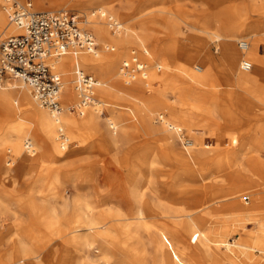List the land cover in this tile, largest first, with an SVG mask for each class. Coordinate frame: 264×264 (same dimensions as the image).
Returning a JSON list of instances; mask_svg holds the SVG:
<instances>
[{
    "label": "bare ground",
    "instance_id": "obj_1",
    "mask_svg": "<svg viewBox=\"0 0 264 264\" xmlns=\"http://www.w3.org/2000/svg\"><path fill=\"white\" fill-rule=\"evenodd\" d=\"M17 1L26 3L24 0ZM31 1L30 6L33 4L34 9H42L40 6L43 1L48 2L52 7L60 6V8H64L65 5L70 3L78 5L83 10L84 21L81 23L82 27L92 37V34L96 36L98 43L96 41L95 43L97 46L99 43L103 44L99 50L96 48L93 53L81 51L75 56L67 53L48 61L50 66L61 76L62 89L59 96L61 105L66 107L67 105L78 104V96L74 90L75 67L81 69L84 73L88 72L97 76L98 79L96 80L98 84L94 91L92 104L83 108V113L77 115L78 119H74L67 113H63L65 111L56 114L46 108L40 107L32 98L28 87L23 84L16 81H5L3 83L4 86L0 84V145L9 152L6 155L7 160H5L4 166H1V174L7 175L10 168L7 169L5 166H10V164L13 168H17L19 172L21 171L22 174L28 173L33 168L43 167L44 165L41 160L44 161V158L52 156L50 146L56 144L59 150L66 148V141L62 137V135L64 136L63 128H65L68 135H73L83 130L90 132L98 131L99 119H101L105 107H109V110L113 112H118L119 110L114 104H110L109 99L117 98L119 93H124L128 97L127 101L130 111H135L138 117V125L135 126V131L133 132L131 126L121 125L115 117L106 116L103 118L106 129L101 135L103 143L110 147L116 146L119 140L125 137L124 139L129 144V149L133 146L135 148L136 141L134 142L133 140L136 135L140 134L144 136L139 141L141 144L137 142L140 145L137 146L138 148L135 151V156L132 158L130 166L128 165L131 174L138 180L136 185L130 183L127 186V190H129L127 202L131 206L129 211L130 217L126 216L114 203H109L107 199L99 197L100 199L89 200L83 197L79 193V187L75 184L74 190L76 194L72 202L64 200L62 205L60 203V207L63 210L67 211V209H71L72 220L74 224H77L73 228L72 234L64 241L62 237L65 235V230L61 227V218L55 215V207L53 205H45L49 201L60 197L59 191L56 189V186L61 182L59 173L52 177L47 190L43 192L39 191L43 181L40 178L32 181L29 184L30 191L27 201H29L28 208L35 223L48 229V232L60 241L66 242L75 254H84V250L90 246L89 233H97L103 242H116L120 246L122 245L127 252H135L136 249L133 246H129L128 242H132V240L138 241L137 233L139 231H144L149 235L151 228H154L144 210L150 207L144 199V190L148 188L147 177L153 170L152 165L158 150L161 147H165L169 151L171 150L173 161L189 168L199 166L200 160L203 161L206 153L199 139L190 133L186 114H172V107L161 97H154L151 92L161 95L164 90L170 89L183 100V104H186L190 98V94L193 92V86H198L199 90L204 92L203 87L211 86L216 82L218 75L215 67L216 64H220L223 74H218L225 79V88L217 89V92L222 93L218 97V101L220 106L225 110V114L227 116L237 114L235 116L239 119L240 117L254 116L256 110L264 113V56H261L259 53L262 40H264L263 38L261 39V35L263 34H260L257 26L252 23L243 25L238 23L240 18L247 16L249 10L262 11L263 7L257 4L258 0H229L230 3L228 5L223 4L227 0H209L216 14H225L228 19H233L234 23L230 22L233 28L229 33L222 34L213 26L196 27L190 24L189 27L194 31L193 42L197 47L185 51L183 54L184 61L178 64L175 62V58L179 54L175 45L177 40L174 39L175 37L171 38L179 28V24L175 20L179 12L174 1L169 6L159 9V13L162 14L159 25L163 31L158 32L155 29L154 25L156 23L154 20H150L152 19L151 17H146L138 23V26L143 27L145 31L153 26L154 28L151 27V29L155 30L157 34H161L160 37L156 36L154 32H145L143 36L136 34V27L130 22L131 19L123 18L121 15L115 13L112 4L113 0ZM247 3L249 4L247 5ZM210 12H213V9L211 11L208 10V13ZM6 20L7 17L3 10V3L0 0V28L4 26L0 30V38L18 32ZM109 20L115 21L117 24V28L113 31L109 30L111 27ZM182 23L187 24L185 22ZM105 24L108 27L106 31L109 36H107V32L105 31ZM240 27L245 28V32L247 33L245 37H242V35L241 39L235 36L236 29ZM132 36L137 40L138 47L135 50L130 49L128 57L126 56L122 59L119 64L121 65L124 61H128L131 52L134 51V53L137 55L139 53L143 58L142 61L140 60L144 65L143 72L134 80L122 78L123 80L121 81L119 79L120 65L116 71L115 60L125 56L122 54V51L128 41V37ZM207 40H212L215 43V57H212L201 47ZM235 41H244L247 44L246 48L240 49L238 47L239 50L234 44ZM108 43H111L110 46ZM109 49L113 53L107 54L106 51ZM103 52L106 54H103ZM149 57L157 58L156 62L149 63ZM241 57L242 59L240 60ZM242 60H247L251 63L252 67L250 70L242 71L240 69L239 65ZM179 74L186 77L185 86L178 85L176 76H179ZM72 101L73 103H71ZM117 128H119V135L116 134ZM262 133V129H257L254 134L255 138L260 137ZM32 135L41 142V154L37 159L31 158L35 153V148L32 142H30ZM148 138H152L155 144L143 146ZM28 143L31 144V150L25 148V144ZM89 148L90 144L84 142L81 150L88 151ZM243 151H237L230 147L217 149L216 153H223V155H221L222 157L219 162L215 163L216 165L213 168L218 172L230 174L233 179L243 185L250 183L257 184V188L253 193L256 199L255 203L249 207H243L240 204L237 206L238 212L251 215L264 204V160L252 155L250 150L247 152ZM55 156H57L55 162H65L67 158L66 154L61 155L57 153ZM21 178V182H25V178L21 176L19 179ZM164 185L166 186V184ZM34 189H38V193L42 196V200L40 201L43 204H38L40 201L36 203L35 199L33 200ZM171 190V194L178 197V200L169 201L166 205L171 218L169 219L171 221L174 220L175 222L172 221L173 223L191 233L196 240H200L202 249L212 264H236L231 259L223 258L217 253L220 246L228 249L230 244L222 240L210 239L202 223L204 214L207 212L206 209L210 206V210H215V204L219 201L220 197L215 195L211 199V202L190 203L191 198L195 196H191V193L189 194L191 191L188 183L180 179L174 182ZM183 190L184 192H182ZM181 192L185 196L179 198ZM232 198L234 197H230L229 199ZM1 203L2 201L0 200V205ZM207 203L210 204L206 206ZM99 207H103V209H99ZM108 218L113 219L114 223L112 226L107 227L109 229L106 230L104 225H106ZM129 219H132L133 223L129 224V228L127 229L125 223ZM10 236L16 238L15 244L16 249H18V256H22L23 253L27 252L26 255L31 256L30 258L35 263L40 261L39 256H41L40 254L44 248L32 250L26 249L20 244L24 238L30 236V232L26 228L22 227L14 230ZM232 245L240 254L250 255V257L254 256V251H258L260 256L254 264H264V224L258 223L255 231L237 237ZM158 249L162 251L163 244ZM83 257L86 258L88 264H98L97 260H89L85 255ZM7 258L8 261H11L12 257L4 253L0 247V264H9L6 260ZM174 258V254L169 252L168 258H166L168 260L165 264H174ZM73 261L75 262V260ZM74 262L68 261L65 264H78Z\"/></svg>",
    "mask_w": 264,
    "mask_h": 264
},
{
    "label": "rangeland",
    "instance_id": "obj_2",
    "mask_svg": "<svg viewBox=\"0 0 264 264\" xmlns=\"http://www.w3.org/2000/svg\"><path fill=\"white\" fill-rule=\"evenodd\" d=\"M172 1L175 2L174 4L178 7L179 12L175 19L179 24V28L176 30L174 36L172 35L171 37H175L174 39L177 40L175 45L179 54L175 58V62L178 64L184 61L183 54L185 51L197 47L193 42L194 39L192 37L194 31L189 27L190 24L196 27L213 26L222 34L229 33L233 28V19H228L225 14H216L209 0H113L112 4L117 15L131 19L130 22L136 27V34L143 36L145 32H154L156 36L160 37L161 34H157L155 30L151 29L153 26L145 31L143 27L138 26V23L143 21L146 17H151L152 19L150 20H154L156 23L154 25L155 29L160 32L162 29L159 23L161 22L162 14L159 13V9L169 6ZM24 2L31 3L32 1L24 0ZM229 3V0H227L224 1L223 4L228 5ZM248 4L249 3H247V5ZM257 4H260L263 10H249L247 16L245 18H240L238 23L242 25L247 23L254 24L257 26L260 34H263L261 35V39H264V0H258ZM31 7L34 11H56L61 9L73 11L78 16L79 26L83 28V25H81L84 21L82 15L83 10L76 4L70 3L65 5L64 8H60V6L52 7L48 2L43 1L40 6L42 9H34L33 4ZM211 9H213V12L208 13V10L211 11ZM104 26L105 31L106 29L108 30L107 25L105 24ZM3 27L4 26H2L0 30H2ZM110 29L111 28H109V30ZM92 35L96 43H98L96 36L94 34ZM246 35L245 28L240 27L236 29L235 36L237 38L241 39V36L245 37ZM107 36H109L108 32ZM110 44L111 43H108L109 46ZM234 44L236 48H238V42L235 41ZM101 45L103 44L99 43L97 46L98 50ZM137 45V40L133 36L128 37V41L122 51V54L125 56L115 60L116 71L117 67L120 65V61L126 56L128 57L130 49L135 50L138 47ZM201 47L212 57H215L216 47L212 40L205 41ZM136 52L138 53L137 50ZM106 53L111 54L113 51L109 49ZM106 53L103 52V54ZM259 53L261 56H264V40H262ZM138 57L142 61L143 58L139 53ZM156 59L155 57H149L148 60L149 63H155ZM241 59L242 57L240 60ZM215 71L218 75L216 82L211 86L203 87L204 92L199 90L200 88L198 86H193V92L190 94V98L186 104H183V100L176 96L170 89L164 90L161 95L151 92L154 97H161L172 107V114H186L190 133L199 139L206 153L203 161L200 160L199 166L189 168L173 161L171 150L169 151L165 147H161L158 150L157 155L154 157V163L152 165L153 170L147 177L149 183L148 188L144 190V199L148 206L151 207H147L144 210L149 216V221L156 229L151 228L149 235L144 231H139L137 233L138 241L132 240V242H128L130 244H128L129 246H133V248L136 249V253L127 252L122 245L120 246L116 242V244L114 242H103L97 233H89L91 241L90 246L84 250V254H75L64 241L72 234L73 228H75L77 224H74L72 220L73 216L71 209L65 211L60 207L64 200L72 202L76 194L74 190V185L76 184L79 187V193L82 194L83 197L89 200L98 199L99 197L101 199H107L109 203H114L126 216L130 217L129 211L131 206L127 202V197L129 195L127 186L130 183L136 185L138 180L131 174L129 166L132 162V158L135 156V151L138 148L137 146L141 144L139 141H141L144 136L140 134L136 135L133 140L134 142L136 141V144L134 143L135 148L134 146L130 147L131 149L133 148L131 150L128 148L129 144L126 143L125 137H122L116 146L110 147L103 143V137L101 135L106 129V124L103 119L106 116L115 117L121 125L131 126L133 132L135 131V126L138 125V117L135 111H130L127 101L128 97L124 93H119L117 98L109 99L110 104H114L119 110L118 112H113L109 110V107H105L103 115L101 119H99L98 131L90 132L83 130L73 135H68L65 128H63L64 136L62 137L66 141V148L59 150L56 144L50 146V153L52 156L44 158V161L41 160L44 165L43 167H36L31 169L28 173L22 174L21 171L19 172L17 168H13L10 164V166H5L7 169H10L7 175L4 176L1 174V166H4V162L7 160L6 155L9 154V152L0 145V200L2 201L0 205V247L4 253L12 257L10 259L11 261H8L7 258V262H9V264L35 263L34 260L30 258L31 256L26 255L27 252L23 253L24 255L22 254V256H18V249H16L15 244L16 238L10 236L14 230L24 227V229L26 228V230L30 232V236L24 238L20 244L26 249L36 250L44 248L40 254L41 256H39L40 261L35 264H65L68 261L74 262L73 260L78 264H88L83 255L89 260H97L98 264H165V262L167 263L168 259L166 258H168L169 252H172L175 256L173 261L174 264H212L209 257L204 253L200 240H196L191 233L185 231L176 223H173L172 221L174 220H170L169 210L166 205L169 201L178 200V197L171 194V187L175 181L180 179L188 183L191 191L189 194L191 193V196H195L191 198L190 203L196 204L203 201L211 202V199L215 195L220 197L218 199L219 201L215 204L216 209L212 211L209 206L202 219V223L206 228V234L210 239L222 240L230 244L228 249L224 246H220L217 253L223 258L231 259L236 264H254L256 259L260 256L258 251H254V256L250 257V255L240 254L232 244L236 241L237 237L255 231L258 223L264 224V204L257 208L256 212L251 215L238 212L237 209L238 204L243 207H249L255 203L256 199L253 193L257 188V184L250 183L243 185L233 179L230 174L216 171L213 166L219 162L222 157L221 155H223V153H216V150L226 147L236 149L237 151L244 150L243 152L250 150L252 155L258 156L259 159L264 160V113L260 110H256L254 116L240 117L239 119L235 116L237 114H230L231 116H227L225 110L220 106L218 101V97L221 96L222 93H218L217 89L225 88V79L220 76L223 74V69L220 64H216ZM85 73L98 79L97 76L92 73ZM176 77L178 85L185 86L186 77L181 74ZM119 79L121 81L123 80L122 77H119ZM217 85H219V87H217ZM2 86H4V84H2ZM71 103H73V101ZM170 110L168 111L171 112ZM64 111L63 113H67L72 118L78 119L76 114L69 113L65 109ZM257 129H262L263 133L260 137L255 138L254 134ZM116 131V134L119 135V128H117ZM31 139L30 142H32L35 148V153L31 158L37 159L41 154V142L33 135ZM84 142L90 144L88 151L81 150ZM137 142L140 144H137ZM153 144H155L153 139L148 138L143 146H151ZM20 149L22 150L21 146ZM57 153L61 155L66 154L67 158L65 162H55L57 159L55 154ZM243 156L245 155L243 154ZM58 173L61 182L56 186V189L59 191L60 197L53 201H49L45 205H53L55 207V215L61 218L60 224L65 230V235L62 237L64 241H60L57 237L51 235L48 229L38 226L35 223L33 216H31L30 209L28 208L29 201H27L30 191L29 184L32 183V181H36L40 178L43 184L39 191L43 192L47 190L52 177ZM21 176L25 178V182H21L22 178L19 179ZM164 184H166V186ZM158 190L160 191L158 192ZM182 192H184V190ZM182 192L179 198L185 196ZM33 194L32 197L33 200L35 199L36 203L42 200V196L38 193V189H34ZM230 197L234 198L229 199ZM38 204L43 203L40 201ZM209 204L207 203L206 206ZM99 209H103V207H99ZM113 223L114 220L108 218L106 225H104L106 230H108L109 228L107 227L112 226ZM131 223H133L132 219L126 221L125 224L127 225V229ZM161 244H163L162 251L158 249ZM141 247L144 249L142 250ZM20 259L22 260L20 261Z\"/></svg>",
    "mask_w": 264,
    "mask_h": 264
},
{
    "label": "built area",
    "instance_id": "obj_3",
    "mask_svg": "<svg viewBox=\"0 0 264 264\" xmlns=\"http://www.w3.org/2000/svg\"><path fill=\"white\" fill-rule=\"evenodd\" d=\"M1 2L8 24L18 32L0 38V84L16 81L28 87L40 107L56 114L67 107L65 110L69 113L81 115L83 108L93 102L97 80L75 67L74 90L78 104L63 107L59 100L62 81L48 61L67 53L74 56L81 51L93 53L97 48L94 38L79 26L78 16L73 11H34L29 2ZM109 22L112 31L117 28L115 21ZM246 46L244 41L238 42L240 49ZM239 66L242 71L252 67L247 60H242ZM143 67L138 55L132 51L129 60L120 65V77L134 80L143 72ZM25 148L31 150V144H25Z\"/></svg>",
    "mask_w": 264,
    "mask_h": 264
}]
</instances>
